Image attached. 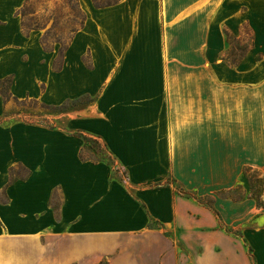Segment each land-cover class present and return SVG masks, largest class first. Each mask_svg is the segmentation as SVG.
I'll use <instances>...</instances> for the list:
<instances>
[{"label":"crops","instance_id":"1","mask_svg":"<svg viewBox=\"0 0 264 264\" xmlns=\"http://www.w3.org/2000/svg\"><path fill=\"white\" fill-rule=\"evenodd\" d=\"M25 1L11 3L12 9L19 6L22 36L38 33L59 79L73 51L83 72L81 79L73 74L68 96H97L77 117V134H57L58 146L50 151L46 138L0 126V264H93L103 258L110 264H251L227 230L239 223L227 214L238 211V200L222 197L226 211L219 218L167 180L171 171L185 181V173L204 170V149L217 151L211 155L221 160L223 148H230L229 171L243 174L245 166H259L255 85L225 81L240 75L256 41L235 66L223 59L227 35L225 50L223 39L218 42L229 13L255 0H116L103 6L78 0L85 20L59 69L54 63L60 45L45 50V28L23 31L18 10ZM242 20L238 34L225 31L235 37L246 27L255 31L251 17ZM179 29L187 37L177 38ZM233 103L248 109L238 115L236 128H228ZM85 136H95L127 180L113 177L108 161L82 157ZM70 138L76 147H67ZM219 160L212 164L222 168ZM25 168L20 175L17 170ZM235 182L232 177L220 187Z\"/></svg>","mask_w":264,"mask_h":264},{"label":"rangeland","instance_id":"2","mask_svg":"<svg viewBox=\"0 0 264 264\" xmlns=\"http://www.w3.org/2000/svg\"><path fill=\"white\" fill-rule=\"evenodd\" d=\"M14 0H0V126L4 129L14 126L16 132L30 133L34 139L47 140L48 149L54 148L59 142L57 134L73 133L77 134L76 122L81 111L93 104L94 94H83L78 97L68 96L72 93L73 74L76 79H81V62L78 56L70 51L69 69L66 71L63 79L57 78V74L52 70L53 56L44 54L37 42L38 33H34L30 38H24L20 27V17L16 15L19 7L12 9ZM245 1V0H244ZM242 1V2H244ZM251 1V0H249ZM264 0H255L254 4H246L238 11L229 13V19L225 21L221 28L218 42L223 39V50L227 48L225 42V27L230 28L238 34L237 25L246 17L252 18L254 26L255 48L251 49L247 55L248 59L244 61L240 68V75L225 79L231 84H252L255 85V131H256V150L255 157L259 166L256 169L264 177ZM246 2V1H245ZM247 3V2H246ZM52 6V3H50ZM19 22V24H18ZM223 30V31H222ZM223 32V33H222ZM186 33L180 31L175 34L177 38L187 37ZM244 35V34H243ZM40 36V35H39ZM178 41V40H177ZM175 48L183 47L175 43ZM222 50V51H223ZM85 65H90L89 57L84 54ZM260 57V60H255ZM221 65V67H226ZM208 66L219 67L209 63ZM228 78V77H227ZM86 80V78H85ZM2 90L8 95V99L2 94ZM16 97V98H15ZM27 97L28 102L21 103L20 100ZM42 104L59 106V108L44 107ZM231 109L228 128L237 127V117L248 109L247 104L233 103ZM227 113L225 112L224 115ZM46 134V135H45ZM70 137V136H69ZM66 141L67 147H76L74 138ZM95 136L91 140L84 141L85 152L98 160H106L113 164V177L121 180H127V173L123 167L115 163L112 157L107 155L105 149L101 148ZM222 159L216 155H211L217 151L213 149L203 150L204 170L199 172L185 173L187 180L183 181L178 173L171 171V177L167 181L185 196L183 190L190 191L198 196L212 195L214 209L220 213H225L226 208L224 198L217 191L221 189L220 185L236 178V184H241L242 189L247 194L249 186L246 178L239 172L229 171L231 163V149L224 147ZM215 159L223 164L220 168ZM117 164V165H116ZM202 164V161H201ZM216 165V166H212ZM201 166V165H200ZM220 168V169H219ZM20 175L27 174V170L18 169ZM184 174V173H183ZM193 184L192 186H188ZM214 187L209 191L210 188ZM204 192V193H203ZM191 197V196H188ZM264 197V195H263ZM192 198V197H191ZM5 199L4 189H0V201ZM59 202V194L54 190L51 204L56 207ZM239 209L233 213H227L229 216L237 217L239 223L232 225L235 234L240 240L241 252L249 255L251 264H264V207H258L253 198L244 197L238 200ZM151 226H156L157 222L151 220ZM249 246L251 249H249ZM252 254L253 257L250 256ZM245 255V254H244ZM246 256V255H245Z\"/></svg>","mask_w":264,"mask_h":264},{"label":"trees","instance_id":"3","mask_svg":"<svg viewBox=\"0 0 264 264\" xmlns=\"http://www.w3.org/2000/svg\"><path fill=\"white\" fill-rule=\"evenodd\" d=\"M97 6L111 4L116 0H93ZM52 2V7L49 3ZM21 15V26L24 32H29L31 29L45 28V32L41 38V42L45 50H51L55 44H59V55L55 60L54 67H61V57L64 50L70 43L74 33L83 25L85 20L84 12L80 9L78 0H26L22 7L18 10ZM50 23V25H48ZM227 41L230 48L226 52L223 59L230 65L239 64L247 51L254 45V33L250 27L244 29V35L235 37L228 30L225 31ZM260 60V57L257 58ZM5 98L8 97L4 90L1 91ZM8 99V98H7ZM21 103L28 102L27 99L20 100ZM44 107L59 108V106L42 104ZM85 140H91V137L85 136ZM98 142V141H97ZM100 147L103 146L98 143ZM82 157H87L86 152H82ZM243 176L246 178L249 186V192L246 194L242 189L241 184H237L230 188H222L218 192L221 197L231 198L233 200H241L245 196L253 198L257 202L258 207H264V177L251 166H245ZM188 196L197 199L207 207L212 208L219 216V211L212 206V195L196 196L190 191L183 190ZM227 230L239 234L236 230L227 227ZM249 249L251 247L249 246ZM251 257L252 254H250ZM93 264H110L108 258H103Z\"/></svg>","mask_w":264,"mask_h":264}]
</instances>
